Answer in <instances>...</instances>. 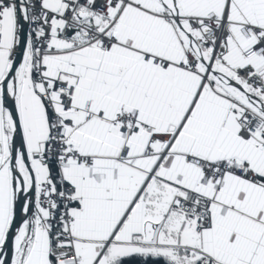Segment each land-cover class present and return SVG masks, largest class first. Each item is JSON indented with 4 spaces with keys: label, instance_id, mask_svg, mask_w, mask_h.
<instances>
[{
    "label": "snow or ice",
    "instance_id": "snow-or-ice-1",
    "mask_svg": "<svg viewBox=\"0 0 264 264\" xmlns=\"http://www.w3.org/2000/svg\"><path fill=\"white\" fill-rule=\"evenodd\" d=\"M0 264H264V0H0Z\"/></svg>",
    "mask_w": 264,
    "mask_h": 264
}]
</instances>
